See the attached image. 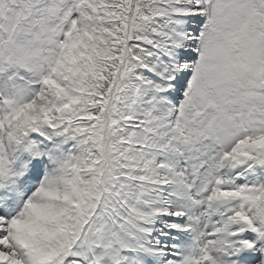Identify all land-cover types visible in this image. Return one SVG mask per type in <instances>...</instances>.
Returning a JSON list of instances; mask_svg holds the SVG:
<instances>
[{
  "label": "snow or ice",
  "instance_id": "6c2138e0",
  "mask_svg": "<svg viewBox=\"0 0 264 264\" xmlns=\"http://www.w3.org/2000/svg\"><path fill=\"white\" fill-rule=\"evenodd\" d=\"M0 264H264V0H0Z\"/></svg>",
  "mask_w": 264,
  "mask_h": 264
}]
</instances>
